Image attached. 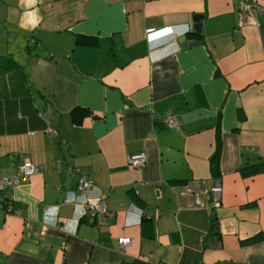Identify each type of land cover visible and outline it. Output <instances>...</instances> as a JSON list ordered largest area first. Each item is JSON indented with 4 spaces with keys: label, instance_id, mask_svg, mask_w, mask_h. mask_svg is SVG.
<instances>
[{
    "label": "crops",
    "instance_id": "crops-1",
    "mask_svg": "<svg viewBox=\"0 0 264 264\" xmlns=\"http://www.w3.org/2000/svg\"><path fill=\"white\" fill-rule=\"evenodd\" d=\"M4 2L0 57L8 29L35 49L0 69V173L40 170L0 209V264H264V240L248 242L264 235V171H240L264 163V0ZM82 178L106 201L96 223L72 202Z\"/></svg>",
    "mask_w": 264,
    "mask_h": 264
},
{
    "label": "built area",
    "instance_id": "built-area-1",
    "mask_svg": "<svg viewBox=\"0 0 264 264\" xmlns=\"http://www.w3.org/2000/svg\"><path fill=\"white\" fill-rule=\"evenodd\" d=\"M254 7H258L256 3H252ZM243 23V21H241ZM153 29H149L151 32ZM165 126L174 127L178 124L177 120L173 116H168L164 119ZM53 131V130H52ZM56 133V131H53ZM147 160L146 153L138 152L129 155L128 165L133 168H139L145 165ZM40 167L35 165L32 161L26 160L18 165L15 173L9 175H2L0 173V209L6 213L16 212L13 205L14 200L11 198L10 192L20 185L27 178L39 172ZM92 181L82 178L79 188L84 191V198L81 196L82 201L73 199L75 204H81L86 207V219L90 223H96L103 215L108 214L105 199L99 194H89L88 192L92 188ZM224 188L220 178L214 180L213 186L210 189V205L214 210L220 209L223 205ZM85 214V213H83ZM85 216V215H84ZM131 242V238L123 237L119 239V243L122 247H125Z\"/></svg>",
    "mask_w": 264,
    "mask_h": 264
},
{
    "label": "trees",
    "instance_id": "trees-1",
    "mask_svg": "<svg viewBox=\"0 0 264 264\" xmlns=\"http://www.w3.org/2000/svg\"><path fill=\"white\" fill-rule=\"evenodd\" d=\"M77 42L81 44H86V45H94L97 43V39L96 37L79 36L77 38ZM17 66H18V63L11 55L0 57V69L4 68V70L8 71V70L15 69ZM76 113H78L76 117H78L81 114L78 117V121H77V118H75L76 122H80L85 115L90 113V111L83 110V109L81 111L75 110L74 114ZM219 166H220V149L217 148L214 155L211 158V168L215 175H218L219 173ZM240 171H241V174L245 177L252 176L259 172L264 171V163L256 164V165L248 164L240 168ZM216 223H217L216 217H214L211 221V229H214L216 227ZM262 240H264V235L259 234V235L251 237L248 240V242H259Z\"/></svg>",
    "mask_w": 264,
    "mask_h": 264
},
{
    "label": "rangeland",
    "instance_id": "rangeland-1",
    "mask_svg": "<svg viewBox=\"0 0 264 264\" xmlns=\"http://www.w3.org/2000/svg\"><path fill=\"white\" fill-rule=\"evenodd\" d=\"M2 1H3V5L6 7L4 0ZM5 1H9V0H5ZM0 10H2L1 5H0ZM0 18L1 19L3 18L2 15H0ZM11 20H13V18ZM6 39L7 42H3L4 45L8 48V50L5 51V54L10 55L11 53L12 55L15 56L16 60H18L19 62H22L23 57L25 55L24 49L27 46H30L32 50L35 49V44L33 45L29 44L28 38L23 37L22 34L17 33L14 29H8V32H6Z\"/></svg>",
    "mask_w": 264,
    "mask_h": 264
},
{
    "label": "water",
    "instance_id": "water-1",
    "mask_svg": "<svg viewBox=\"0 0 264 264\" xmlns=\"http://www.w3.org/2000/svg\"><path fill=\"white\" fill-rule=\"evenodd\" d=\"M203 18V15H195L193 18V29L195 32L200 33L202 29V22L201 19ZM179 42L182 44V47H188L189 45H196L199 44V41L196 42H189L187 40V36L183 35L179 38Z\"/></svg>",
    "mask_w": 264,
    "mask_h": 264
},
{
    "label": "bare ground",
    "instance_id": "bare-ground-1",
    "mask_svg": "<svg viewBox=\"0 0 264 264\" xmlns=\"http://www.w3.org/2000/svg\"><path fill=\"white\" fill-rule=\"evenodd\" d=\"M106 205V203H104Z\"/></svg>",
    "mask_w": 264,
    "mask_h": 264
}]
</instances>
